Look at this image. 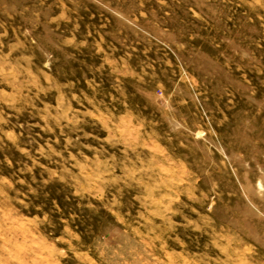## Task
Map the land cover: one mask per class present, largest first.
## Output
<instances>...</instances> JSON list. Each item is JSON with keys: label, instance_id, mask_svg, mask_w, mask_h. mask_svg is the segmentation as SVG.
<instances>
[{"label": "rangeland", "instance_id": "rangeland-1", "mask_svg": "<svg viewBox=\"0 0 264 264\" xmlns=\"http://www.w3.org/2000/svg\"><path fill=\"white\" fill-rule=\"evenodd\" d=\"M0 264H264V0H0Z\"/></svg>", "mask_w": 264, "mask_h": 264}]
</instances>
